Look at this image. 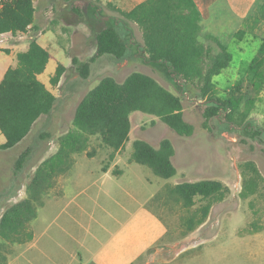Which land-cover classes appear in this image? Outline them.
<instances>
[{
	"label": "rangeland",
	"instance_id": "rangeland-1",
	"mask_svg": "<svg viewBox=\"0 0 264 264\" xmlns=\"http://www.w3.org/2000/svg\"><path fill=\"white\" fill-rule=\"evenodd\" d=\"M74 1L36 0L34 27L25 34L0 35L5 53L17 56L32 39L51 53L40 79L49 76V88L57 97L52 114L36 123L22 145L0 150V192L8 189L16 194L5 208L28 197V185L38 166L57 152L60 138L74 129L77 107L105 77L122 83L133 72L152 76L182 98L184 118L195 130L192 136L181 137L159 118L134 112L130 139L113 161L109 159L112 150L99 137H91L88 150L73 155L72 168L56 178V186L45 196L46 208L40 212L45 222L38 227L36 244L16 249L15 264L87 263L111 250L118 264H264V182L258 193L242 197L246 162H253L264 178V87L260 92L250 86L242 90L244 102L235 115L237 126L229 127L222 114L205 127L206 104L176 86L165 68L148 61L139 26L118 11L146 0H84L81 16L72 11ZM108 20H117L121 31L131 34L129 57L119 61L104 55L83 78L74 59L89 61L96 51V34ZM235 28L236 23H230L212 30L232 55L229 66L214 77L221 100L230 96L261 47V38H235ZM60 64L66 70L53 86L51 78ZM251 125L261 134L247 128ZM138 139L155 148L169 139L175 149L172 160L177 174L163 179L151 168L131 162L133 142ZM35 144L37 154L17 172V159ZM201 180L220 181L229 193L213 204L207 221L190 232L186 220L206 201L196 198L195 205L186 208L170 189Z\"/></svg>",
	"mask_w": 264,
	"mask_h": 264
},
{
	"label": "trees",
	"instance_id": "trees-1",
	"mask_svg": "<svg viewBox=\"0 0 264 264\" xmlns=\"http://www.w3.org/2000/svg\"><path fill=\"white\" fill-rule=\"evenodd\" d=\"M35 2L15 0L6 4L0 11V35L25 34L34 27ZM85 4L84 0L74 1L72 11L81 16ZM87 5L92 7L91 3ZM118 11L124 19L139 26L148 61L165 68L176 86L206 104L205 127L210 120L222 114L229 120V127L237 126L235 115L244 102L242 90H249L250 86L260 92L264 87V39H260L258 54L247 65L230 96L221 100L217 97L214 77L229 66L232 55L217 37L203 35L201 13L194 0H146L130 11ZM121 27L117 20H108L96 34V51L89 61L74 59L83 78L88 77L91 64L104 55L119 61L129 57L131 34L127 30L121 31ZM244 36L242 31L235 34L239 40ZM51 57L47 49L32 39L28 50L17 54V66L5 73L0 83V132L6 142L0 145V150H10L23 143L36 123L52 114L57 97L38 78ZM65 70L63 64L58 66L51 78L53 86L59 84ZM137 111L159 118L181 137H190L194 133V126L184 118L182 98L152 76L133 72L122 83L113 77L103 78L77 107L74 129L60 138L57 153L38 166L28 185V197L5 208L9 198H3L4 193H0V210L4 209L0 216V240L11 244L31 240L28 226L37 216V209L44 204V198L55 185L56 178L74 165L73 155L86 152L91 137L96 136L112 150L109 159L113 161L116 153L130 139L131 115ZM247 128H252L256 135L261 134L253 125ZM35 149L38 150L36 144L19 156L15 166L17 172L31 162ZM174 154L175 149L169 139L162 140L158 148L138 139L133 142L130 161L151 168L160 178L171 179L177 174L172 160ZM107 169L105 167L104 171ZM243 169L242 197L246 198L258 193L264 178L253 162H246ZM170 193L186 208H192L196 198L206 201L196 214L186 220L187 230L192 232L207 221L213 204L223 201L229 188L217 180H201L177 184Z\"/></svg>",
	"mask_w": 264,
	"mask_h": 264
},
{
	"label": "crops",
	"instance_id": "crops-1",
	"mask_svg": "<svg viewBox=\"0 0 264 264\" xmlns=\"http://www.w3.org/2000/svg\"><path fill=\"white\" fill-rule=\"evenodd\" d=\"M129 1L130 0H128V3H129ZM194 1L197 5L198 10L201 13L203 35L210 34V35L217 37L215 31H212V30H214V28H216L217 26H220L222 24L236 23V28L234 29V34L242 31L245 33L244 38L246 36H250L253 38L256 37L258 39H260V38L264 39V0H194ZM137 5L138 4H136V5H129L128 4L127 8H123L122 10L123 11H130L132 8H134ZM212 24H215V25H212ZM6 34H11V33H6ZM2 35H5V34H2ZM18 35H20V34H18ZM29 45H30V42L28 43V45L25 46V48L23 50H21V51L18 50V52H16V53L18 54L20 52L27 51L29 48ZM0 55H2V56H0V83H1V81L4 78V75L7 72V70L9 68L16 67L18 62H17V56H16V54H14V52H11L9 54L5 53V50L2 47H0ZM51 59H52V57H51ZM43 73L41 75H43ZM41 75L38 76L40 81H41V79H40ZM48 79H49V76L41 82L50 91H52L49 88ZM52 93L54 94L53 91H52ZM2 135L3 134L0 132V145L4 144L6 142L5 136L3 135L5 138V140H4ZM23 143H21L17 146L19 147ZM14 149H15V147L13 149H10V150H14ZM10 150H6V151H10ZM56 153H54V154H56ZM54 154H52V155H54ZM56 182H57V180H56ZM53 189L54 188L52 187L48 191L47 195ZM11 192H12V190L7 189L5 192H0V193L1 194L4 193V195L2 194L3 198L8 196L7 198H9V199H7L8 200L7 202H9L16 195V194L14 195V192L13 193H11ZM44 208H46L45 203L37 209V216L35 217V219H33V221H31V223L28 226V229L32 234L31 240H27V241L22 242V243L11 244L9 246L6 242H3L0 240V244H1L0 245L1 246L0 247V264H15V261L13 260V258L15 257V254L18 252V251H16V249H20L23 247H27L28 249H30V248L35 246L37 238L39 236L38 227H39L41 222H43V223L45 222L44 220H40V212L43 211ZM1 210H3V209H1ZM43 214H44V212H43ZM0 216H1V214H0ZM2 248H5V251H4L5 253L2 251ZM106 254H109V255H106L105 257H102L99 259H91L87 263L81 262L78 264H118V261L116 259L115 260L113 259V254H114L113 250L108 251V253H106Z\"/></svg>",
	"mask_w": 264,
	"mask_h": 264
},
{
	"label": "built area",
	"instance_id": "built-area-1",
	"mask_svg": "<svg viewBox=\"0 0 264 264\" xmlns=\"http://www.w3.org/2000/svg\"><path fill=\"white\" fill-rule=\"evenodd\" d=\"M15 0H0V11L2 10V8L9 3L14 2Z\"/></svg>",
	"mask_w": 264,
	"mask_h": 264
},
{
	"label": "water",
	"instance_id": "water-1",
	"mask_svg": "<svg viewBox=\"0 0 264 264\" xmlns=\"http://www.w3.org/2000/svg\"><path fill=\"white\" fill-rule=\"evenodd\" d=\"M173 76H175V74H173Z\"/></svg>",
	"mask_w": 264,
	"mask_h": 264
}]
</instances>
